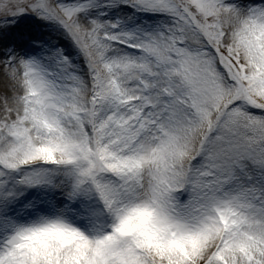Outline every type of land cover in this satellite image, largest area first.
Wrapping results in <instances>:
<instances>
[{"label": "snow or ice", "instance_id": "obj_1", "mask_svg": "<svg viewBox=\"0 0 264 264\" xmlns=\"http://www.w3.org/2000/svg\"><path fill=\"white\" fill-rule=\"evenodd\" d=\"M0 264H264V0H0Z\"/></svg>", "mask_w": 264, "mask_h": 264}]
</instances>
